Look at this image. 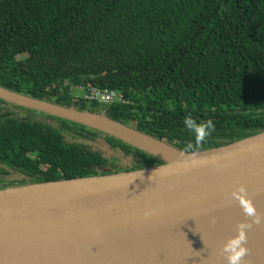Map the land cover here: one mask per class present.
<instances>
[{
  "label": "trees",
  "instance_id": "1",
  "mask_svg": "<svg viewBox=\"0 0 264 264\" xmlns=\"http://www.w3.org/2000/svg\"><path fill=\"white\" fill-rule=\"evenodd\" d=\"M0 85L105 112L188 152L225 145L264 130V0H0ZM92 85L128 102L105 107L75 97V88ZM38 115L0 99V188L163 162L108 134ZM208 121L213 127L198 143L197 128ZM66 132L102 134L135 155L132 166L67 141ZM11 172L21 178L7 179Z\"/></svg>",
  "mask_w": 264,
  "mask_h": 264
},
{
  "label": "water",
  "instance_id": "2",
  "mask_svg": "<svg viewBox=\"0 0 264 264\" xmlns=\"http://www.w3.org/2000/svg\"><path fill=\"white\" fill-rule=\"evenodd\" d=\"M0 99L108 134L163 161L0 188V264H226L223 247L244 224L251 228L241 264H264V130L188 152L103 112L1 85ZM248 207L261 223L247 215Z\"/></svg>",
  "mask_w": 264,
  "mask_h": 264
},
{
  "label": "rangeland",
  "instance_id": "3",
  "mask_svg": "<svg viewBox=\"0 0 264 264\" xmlns=\"http://www.w3.org/2000/svg\"><path fill=\"white\" fill-rule=\"evenodd\" d=\"M77 94H81V90H77L76 91ZM5 107L13 109L18 115H23L25 112L20 111L17 108H14L10 105H5ZM35 112L42 114V115H38V119L51 123V124H58V121L49 117H46L45 114L46 113H41L35 110ZM105 113V112H104ZM26 114V113H25ZM106 114V113H105ZM90 131L88 132L90 136L93 135V132L96 130L89 128ZM65 137L67 139V141L70 142H80L85 144L86 146H88L89 148L95 150V151H99L100 153H102V155H104L106 158L115 161L116 163H118V165L122 168H130L132 166L133 163V159L135 158V155H125L123 151H121L120 149H114L111 147V145L109 144V142L107 141L106 137H104L102 134H99L96 137H84V138H79L76 137L72 132H66L65 133ZM104 172H107V170H104ZM108 174V173H105ZM21 175L15 174V173H10L8 175H6L5 177L7 179H11V180H15V179H20Z\"/></svg>",
  "mask_w": 264,
  "mask_h": 264
},
{
  "label": "clouds",
  "instance_id": "4",
  "mask_svg": "<svg viewBox=\"0 0 264 264\" xmlns=\"http://www.w3.org/2000/svg\"><path fill=\"white\" fill-rule=\"evenodd\" d=\"M187 124L191 128H196L197 126L192 121H187ZM213 127L211 121H208L206 124L199 126L197 128L198 135L196 137L197 142L199 143L204 135L207 133L203 131V129H211ZM246 213L249 216L256 217L255 223H261V218L256 216L255 210L252 207H248L246 209ZM149 212H145V216H148ZM251 225L244 224L241 225L238 229L237 234L230 238L227 243L223 247V252L225 254L226 264H241L244 257L248 254L247 244V232L250 230Z\"/></svg>",
  "mask_w": 264,
  "mask_h": 264
},
{
  "label": "built area",
  "instance_id": "5",
  "mask_svg": "<svg viewBox=\"0 0 264 264\" xmlns=\"http://www.w3.org/2000/svg\"><path fill=\"white\" fill-rule=\"evenodd\" d=\"M75 89L81 90L79 96L75 97L84 101L85 103L98 102L102 106L108 107L114 103H126L128 102L122 92H119L115 89L102 88L98 86H89V87H77Z\"/></svg>",
  "mask_w": 264,
  "mask_h": 264
},
{
  "label": "bare ground",
  "instance_id": "6",
  "mask_svg": "<svg viewBox=\"0 0 264 264\" xmlns=\"http://www.w3.org/2000/svg\"><path fill=\"white\" fill-rule=\"evenodd\" d=\"M173 154H175V152H173Z\"/></svg>",
  "mask_w": 264,
  "mask_h": 264
}]
</instances>
